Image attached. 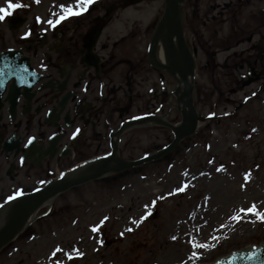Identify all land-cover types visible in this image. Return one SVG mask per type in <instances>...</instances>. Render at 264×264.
I'll return each instance as SVG.
<instances>
[{
	"label": "rangeland",
	"instance_id": "obj_1",
	"mask_svg": "<svg viewBox=\"0 0 264 264\" xmlns=\"http://www.w3.org/2000/svg\"><path fill=\"white\" fill-rule=\"evenodd\" d=\"M190 1L181 6L184 38L190 46L192 25L201 28L200 39L206 41L194 44L198 64L191 95L200 117L196 131L156 160L54 197L49 210L47 204L41 206L27 229L0 250V264H207L264 241V220L241 211L254 204L264 212V90L259 82L245 86L236 81L247 69L221 65L226 51L214 47L224 45L223 37L234 29L216 15L212 0H200L198 12ZM9 2L22 6L8 9ZM110 3L119 4L104 29L107 42L117 53L140 57L137 51L144 53L150 43L165 0H92L80 13L96 6L101 7L96 13L104 12ZM60 5L83 7L77 0H0V8L22 15L38 33L60 26L66 32L74 29L70 19L75 15L55 26L48 23L63 14ZM196 13H206L205 26ZM157 45V59L165 64L164 46ZM157 74L159 114L177 124V100L169 99L177 76L158 67ZM148 97L151 106L157 96ZM172 136L170 128L160 125L124 129L119 157L137 159ZM181 187L183 191L176 190ZM237 215L239 220L233 218Z\"/></svg>",
	"mask_w": 264,
	"mask_h": 264
},
{
	"label": "flooded vegetation",
	"instance_id": "obj_2",
	"mask_svg": "<svg viewBox=\"0 0 264 264\" xmlns=\"http://www.w3.org/2000/svg\"><path fill=\"white\" fill-rule=\"evenodd\" d=\"M199 1H190L193 12L200 10ZM211 3L234 29L223 37L224 45L214 47L226 51L221 65L247 69L236 81L243 83L251 72L264 90V0ZM209 5L203 4L206 11ZM97 8L72 17L70 32L60 26L38 33L27 23L14 28L7 15L0 20V53L8 51L0 58V206L38 188L61 167L104 156L111 133L124 120L161 111L148 45L146 55L137 51L140 57L117 53L104 35L112 12L105 17ZM196 16L207 24L206 13ZM190 29L192 49L186 43L195 59L194 44L206 41L201 28ZM148 93L157 96L151 106Z\"/></svg>",
	"mask_w": 264,
	"mask_h": 264
},
{
	"label": "water",
	"instance_id": "obj_3",
	"mask_svg": "<svg viewBox=\"0 0 264 264\" xmlns=\"http://www.w3.org/2000/svg\"><path fill=\"white\" fill-rule=\"evenodd\" d=\"M183 0H166L164 6V12L160 18L159 23L154 29V33L151 39L150 46V58H152L153 63L157 64V67L164 69L170 73H176L182 80L183 89L182 93L186 97L185 105L179 109L180 115L182 117L181 121L177 125H173L166 120H158V123L169 127L173 130V138L166 146L158 149L155 152L148 153L147 155L137 158L135 160H121L117 158V163L115 162L116 157L112 154L106 157L100 162H96L95 167L90 170L80 172L76 167L68 173L67 177H61L59 179H54L49 183H46L40 189L26 194L11 206L7 218L3 221L0 226V249L5 247L14 239L20 230L26 226V221L30 219L35 210L40 207V205L45 202L51 201V198L55 195L62 193V191L70 189L74 185L83 184V182L94 180L95 178L103 177L105 174L112 173L115 171L125 170L126 168L135 167L147 163L151 160H156L159 157L169 153L177 144L180 142L181 138L190 135L195 129L199 116H197L194 105L192 104L191 90L193 84L190 80L193 77L194 62L190 51L185 45L183 40L182 29H181V3ZM114 8V5L108 6L105 10L106 15ZM13 21L14 27H18L23 22L22 17L13 16L10 17ZM164 26L169 27L174 32L175 41L177 42V47L181 52L183 62H185V67L182 69L178 66L170 65L169 63H160L155 54L157 48V36L163 31ZM6 53H1L0 57ZM190 76V79L188 77ZM250 79L246 82L249 83ZM180 89V85L177 86V90ZM122 128L117 130V133L121 132ZM207 264H264V242H261L258 246H250L249 248H241L239 250H234L229 252L228 255L220 256L217 260L207 263Z\"/></svg>",
	"mask_w": 264,
	"mask_h": 264
},
{
	"label": "bare ground",
	"instance_id": "obj_4",
	"mask_svg": "<svg viewBox=\"0 0 264 264\" xmlns=\"http://www.w3.org/2000/svg\"><path fill=\"white\" fill-rule=\"evenodd\" d=\"M167 28L169 27L164 26L163 31H161L157 36V41L160 42L164 46V50L166 52V62L169 63L170 65L178 66L183 69L185 67V62H183L181 52L179 51L177 47V42L175 41V38H174V32L171 29H167ZM173 98L177 99V106L179 107V109L182 108L183 105H185L186 97L182 93V90H178L177 92L172 93L169 97L170 101H172ZM159 119H162L161 116H157L154 118H146L142 120H135V121H132L130 124H126L127 126H125L124 128L128 127L129 125H135V124H142V125L153 124V123H156L157 120ZM119 137H120L119 133L117 134L114 133L112 137V141H111L112 150L114 153L113 156L116 157V160L115 162H113V164L118 162L117 161V158L119 156L118 146L120 143ZM98 161L99 160H94L91 163L88 162V163L82 164V166L79 168V171L83 172L86 170H90L91 168L93 169V167L97 166L96 162ZM9 205L10 204L7 202V204L0 206V225H2L3 221L8 216Z\"/></svg>",
	"mask_w": 264,
	"mask_h": 264
},
{
	"label": "snow or ice",
	"instance_id": "obj_5",
	"mask_svg": "<svg viewBox=\"0 0 264 264\" xmlns=\"http://www.w3.org/2000/svg\"><path fill=\"white\" fill-rule=\"evenodd\" d=\"M37 2H39V0H37ZM92 2V0H77V4L78 5H82L83 7H78L76 9H73L71 6H64V5H60L62 11H63V14L62 15H59L58 18L56 20H49L48 23L52 26H55V24L59 23L60 20L62 19H65L67 18L68 16L70 15H77L80 13V11L86 9V7L88 6V4H90ZM22 5L20 4H14V3H11L9 2L8 4V9H14V8H17V7H21ZM10 11L9 10H6L4 8H0V20L4 19V17L6 15H10ZM177 191H183V187L181 188H177L176 189ZM17 196L21 195L20 192H17L16 193ZM9 199H13L12 196H9ZM242 212H250V213H253L255 214L259 219L261 220H264V212H260L257 210L256 206L253 204L251 207H248L246 209H241ZM234 219H237L239 220L240 217L239 215L237 216H234L233 217ZM105 220L107 219V217L104 218ZM101 223H103V220L101 221ZM93 230H96L95 227ZM175 239V237H173ZM199 247H204V245H199ZM72 257L69 256V259H71Z\"/></svg>",
	"mask_w": 264,
	"mask_h": 264
}]
</instances>
